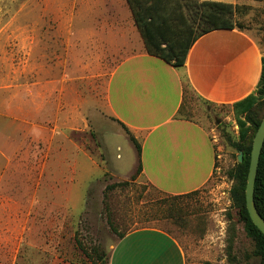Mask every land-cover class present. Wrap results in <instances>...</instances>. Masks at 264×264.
I'll return each mask as SVG.
<instances>
[{
	"label": "rangeland",
	"instance_id": "1",
	"mask_svg": "<svg viewBox=\"0 0 264 264\" xmlns=\"http://www.w3.org/2000/svg\"><path fill=\"white\" fill-rule=\"evenodd\" d=\"M78 1L0 0V238L13 237L1 264H109L120 235L145 228L173 238L186 264H259L230 195L232 108L184 83L182 114L207 131L215 162L202 188L172 201L138 171L129 131L107 104L118 61L144 49L129 8ZM210 1L237 7L235 21L264 50V0ZM110 9L123 19H101Z\"/></svg>",
	"mask_w": 264,
	"mask_h": 264
},
{
	"label": "crops",
	"instance_id": "2",
	"mask_svg": "<svg viewBox=\"0 0 264 264\" xmlns=\"http://www.w3.org/2000/svg\"><path fill=\"white\" fill-rule=\"evenodd\" d=\"M111 10L101 19H123ZM262 57L264 50L252 34L235 28L200 37L180 68L146 54L144 49L118 61L107 83L108 108L139 143L138 164L154 188L172 196L185 195L202 188L214 170V147L207 131L188 118L178 117L184 83L204 101L232 108L256 94ZM1 177L0 159V181ZM21 235L16 238L19 244ZM10 238H0V249L12 248ZM109 264L186 261L173 238L161 230L145 228L118 240Z\"/></svg>",
	"mask_w": 264,
	"mask_h": 264
},
{
	"label": "trees",
	"instance_id": "3",
	"mask_svg": "<svg viewBox=\"0 0 264 264\" xmlns=\"http://www.w3.org/2000/svg\"><path fill=\"white\" fill-rule=\"evenodd\" d=\"M125 2L146 54L157 57L174 68L184 66L190 49L203 35L215 30L243 29L234 18L237 7L228 2L210 0H125ZM261 61L262 71L256 94L249 95L232 106L239 129L238 141H233L227 133L225 137L237 155L242 153V161L239 162L237 156L236 165L228 172V178L233 181L231 199L246 236L253 242L252 256L259 259V264H264V235L251 222L245 203L252 142L264 117V57ZM182 108L183 103L178 111V117L186 118L182 114ZM121 125L125 128L123 124ZM128 134L139 156L140 145L131 133ZM138 171H142L140 164ZM186 195L188 194L170 195L169 198L176 201ZM173 204L174 202L171 203ZM254 204L264 219V143L254 183ZM170 209L169 214L175 218L181 213V208H175L174 205ZM124 236L120 235V239ZM233 238L234 233L231 232L226 246V255L230 263L236 261L232 253ZM99 259L100 264H105L102 256Z\"/></svg>",
	"mask_w": 264,
	"mask_h": 264
},
{
	"label": "water",
	"instance_id": "4",
	"mask_svg": "<svg viewBox=\"0 0 264 264\" xmlns=\"http://www.w3.org/2000/svg\"><path fill=\"white\" fill-rule=\"evenodd\" d=\"M263 143L264 117L261 120L253 138L245 187V203L249 218L253 225L264 235V219L260 216L254 204V183ZM238 161H242V153H239Z\"/></svg>",
	"mask_w": 264,
	"mask_h": 264
}]
</instances>
